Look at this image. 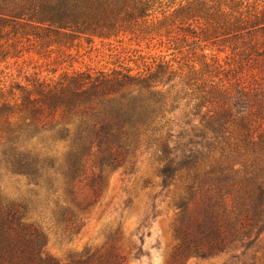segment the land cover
<instances>
[{
	"label": "trees",
	"instance_id": "1",
	"mask_svg": "<svg viewBox=\"0 0 264 264\" xmlns=\"http://www.w3.org/2000/svg\"><path fill=\"white\" fill-rule=\"evenodd\" d=\"M175 1L0 0V264H123L113 248L54 259L50 229L70 236L78 220L42 213L64 209L59 193L86 169L125 168L137 154L157 156L163 188L181 178L180 210L197 194L220 202L256 185L241 240L263 231L253 233L264 226V0ZM126 35L164 37L182 57L14 80L23 52L63 56L74 41Z\"/></svg>",
	"mask_w": 264,
	"mask_h": 264
},
{
	"label": "rangeland",
	"instance_id": "2",
	"mask_svg": "<svg viewBox=\"0 0 264 264\" xmlns=\"http://www.w3.org/2000/svg\"><path fill=\"white\" fill-rule=\"evenodd\" d=\"M179 1L182 0L175 2ZM153 16L158 20L162 18L157 13ZM138 41L132 35L110 40L74 41L68 49L61 48L63 56L55 52L56 47L51 48L53 53L50 55L42 53L45 57L23 52L17 59L18 66H12L11 71L14 80L18 81L26 75L25 71L30 76L40 73L41 78L55 80L64 71H108L118 66L136 70L143 62L151 63L159 57H165L166 61H178L182 57L177 52L172 54L164 37L151 42ZM212 52L220 59L229 54L228 50L217 53L215 47ZM158 169L157 156L153 153L137 154L132 164L125 168L86 169L80 183L64 186L63 192L59 193L58 200L64 202V209H56L48 202L42 213L47 219L59 217L61 213L67 219L76 218L78 231L62 236L50 224L45 251L61 262L86 250L113 248L124 256L123 264H264L263 222L253 229L254 234L257 230L263 231L258 232L250 246L248 240H241L243 233L251 230L244 223L254 224V219L252 223L245 222L243 214L257 205L254 195L248 193L256 196V185H244V190L240 189L238 193L235 189L220 202L203 193L197 194L187 208L180 210L176 204L182 197L181 178L175 187L163 188ZM98 187L100 191L96 193ZM182 236H185V246L179 247ZM254 237L252 235V239ZM201 244L213 247L196 253L195 246ZM137 250H140L138 254Z\"/></svg>",
	"mask_w": 264,
	"mask_h": 264
}]
</instances>
